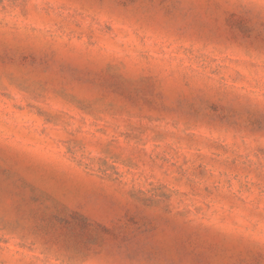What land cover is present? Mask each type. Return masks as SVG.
I'll use <instances>...</instances> for the list:
<instances>
[{"label": "rangeland", "instance_id": "obj_1", "mask_svg": "<svg viewBox=\"0 0 264 264\" xmlns=\"http://www.w3.org/2000/svg\"><path fill=\"white\" fill-rule=\"evenodd\" d=\"M0 264H264V0H0Z\"/></svg>", "mask_w": 264, "mask_h": 264}]
</instances>
